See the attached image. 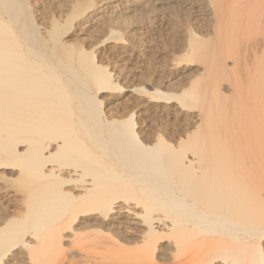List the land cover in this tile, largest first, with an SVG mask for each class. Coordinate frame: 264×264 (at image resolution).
<instances>
[{"label":"bare ground","instance_id":"obj_1","mask_svg":"<svg viewBox=\"0 0 264 264\" xmlns=\"http://www.w3.org/2000/svg\"><path fill=\"white\" fill-rule=\"evenodd\" d=\"M174 6L195 76L110 113ZM163 259L264 264V0H0V264Z\"/></svg>","mask_w":264,"mask_h":264},{"label":"rangeland","instance_id":"obj_2","mask_svg":"<svg viewBox=\"0 0 264 264\" xmlns=\"http://www.w3.org/2000/svg\"><path fill=\"white\" fill-rule=\"evenodd\" d=\"M178 8V6H174V8L167 7L163 9L164 11L160 10L158 20L150 30H147L146 38L151 50L145 57L137 59L135 64L131 65L135 68V72L121 77L120 82L132 92H127L126 95L118 94L114 101L115 105L111 106L109 110L110 113L114 115L131 113L134 105L145 100V97L136 89L150 88L149 82L159 90L178 93L195 76L196 72L192 66L179 62L182 48L181 33L177 25ZM185 11L188 13L187 16L193 19L194 14L188 10ZM142 12L147 14L144 10ZM142 12L139 11L132 17L129 16L130 20H138L142 17L144 19L148 14L145 15ZM146 69L147 71H145ZM192 122L193 118L190 112L181 111L175 103H172L169 110H164L162 113L153 112L149 123L146 122L143 125L159 128L166 139L173 141L189 129ZM143 131L145 134L148 132L146 128Z\"/></svg>","mask_w":264,"mask_h":264},{"label":"snow or ice","instance_id":"obj_3","mask_svg":"<svg viewBox=\"0 0 264 264\" xmlns=\"http://www.w3.org/2000/svg\"><path fill=\"white\" fill-rule=\"evenodd\" d=\"M145 71H147V69ZM157 259H160V258L157 257ZM160 264H170V261L167 259H163V260H160Z\"/></svg>","mask_w":264,"mask_h":264}]
</instances>
